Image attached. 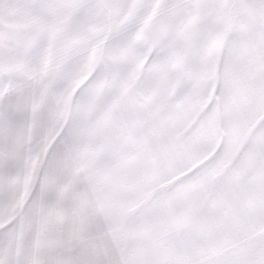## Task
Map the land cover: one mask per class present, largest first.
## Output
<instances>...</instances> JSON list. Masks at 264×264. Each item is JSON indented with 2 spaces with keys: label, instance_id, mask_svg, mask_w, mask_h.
<instances>
[{
  "label": "rangeland",
  "instance_id": "obj_1",
  "mask_svg": "<svg viewBox=\"0 0 264 264\" xmlns=\"http://www.w3.org/2000/svg\"><path fill=\"white\" fill-rule=\"evenodd\" d=\"M0 59V264H264V0H0Z\"/></svg>",
  "mask_w": 264,
  "mask_h": 264
},
{
  "label": "bare ground",
  "instance_id": "obj_2",
  "mask_svg": "<svg viewBox=\"0 0 264 264\" xmlns=\"http://www.w3.org/2000/svg\"><path fill=\"white\" fill-rule=\"evenodd\" d=\"M4 55H5V54H4ZM5 57H6V56H5ZM5 57H4V58H5ZM4 58H3V59H4ZM0 60H1V59H0ZM1 62H2V61H1ZM2 65H4V64H2ZM1 68H2V67H1ZM120 130H121V129H120ZM65 141H66V140H65ZM59 143H62V142H59ZM67 146H68V145H67ZM58 150H59V149H58ZM63 150H64V149H63ZM63 150H62V151H63ZM65 159H66V158H65ZM70 161H72V160H70ZM70 164H71V163H70ZM58 165H59V164H58ZM62 165H63V164H62ZM62 165H61V166H62ZM67 165H68V164H67ZM67 165H66V166H67ZM73 165H74V164H73ZM68 166H69V165H68ZM58 167H59V166H58ZM64 167H65V166H64ZM62 168H63V167H62ZM62 168H61V170L64 171V169H62ZM59 172H60V171H59ZM63 173H64V172H63ZM63 175H64V174H63ZM65 183H66V182H65ZM75 183H76V182H75ZM79 183H81V182H79ZM81 186H82V185H79L78 188L81 187ZM79 191H80V189H79ZM83 203H84V202H83ZM86 203H87V202H86ZM82 205H83V204H82ZM86 205H87V204H86ZM88 206H89V205H88ZM82 207H83V206H82ZM82 211H83V210H82ZM79 212H80V211H79ZM81 213H82V212H81ZM86 223H87V222H86ZM89 225H90V224H89ZM99 226H100V225H99ZM91 227H93V226H91ZM94 227H96V226H94ZM94 227H93V228H94ZM97 228H101V227H97ZM90 230L92 231V229H90ZM97 231H98V230H97ZM94 232H95V231H94ZM90 233H91V232H90ZM93 234H94V233H92V235H93ZM98 234H100V233H98ZM97 237H98V235H97Z\"/></svg>",
  "mask_w": 264,
  "mask_h": 264
}]
</instances>
